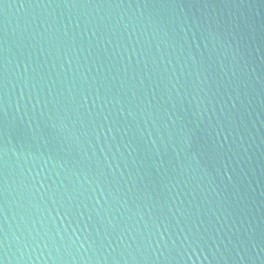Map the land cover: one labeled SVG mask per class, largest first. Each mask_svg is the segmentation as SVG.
I'll use <instances>...</instances> for the list:
<instances>
[{"label":"water","instance_id":"1","mask_svg":"<svg viewBox=\"0 0 264 264\" xmlns=\"http://www.w3.org/2000/svg\"><path fill=\"white\" fill-rule=\"evenodd\" d=\"M2 264H264V0H0Z\"/></svg>","mask_w":264,"mask_h":264},{"label":"snow or ice","instance_id":"2","mask_svg":"<svg viewBox=\"0 0 264 264\" xmlns=\"http://www.w3.org/2000/svg\"><path fill=\"white\" fill-rule=\"evenodd\" d=\"M0 264H2V262H0Z\"/></svg>","mask_w":264,"mask_h":264}]
</instances>
